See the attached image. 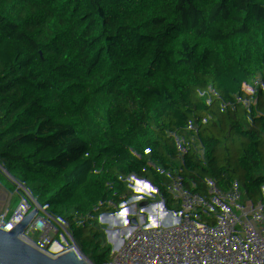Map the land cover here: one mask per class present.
Instances as JSON below:
<instances>
[{
    "label": "trees",
    "instance_id": "trees-1",
    "mask_svg": "<svg viewBox=\"0 0 264 264\" xmlns=\"http://www.w3.org/2000/svg\"><path fill=\"white\" fill-rule=\"evenodd\" d=\"M257 198L264 0H0V264H221Z\"/></svg>",
    "mask_w": 264,
    "mask_h": 264
},
{
    "label": "built area",
    "instance_id": "built-area-1",
    "mask_svg": "<svg viewBox=\"0 0 264 264\" xmlns=\"http://www.w3.org/2000/svg\"><path fill=\"white\" fill-rule=\"evenodd\" d=\"M264 212V204L261 198H257L251 202L250 217L244 224L253 232L254 235L258 232V224L260 214ZM232 220V211L226 205H215L208 209L200 216V223L191 224L187 231H178L176 233V241L190 240L198 238L204 242L207 241L212 234V229L215 223H224ZM165 224L173 226V223L167 218L163 217L161 221L155 222L156 227H162L161 232L166 234ZM264 226V224L262 225ZM252 247L243 248L240 246L236 238L232 239L228 248L223 253L221 264H264V243L259 235ZM161 252V250H159ZM142 260L149 261V256L146 251L142 253Z\"/></svg>",
    "mask_w": 264,
    "mask_h": 264
}]
</instances>
